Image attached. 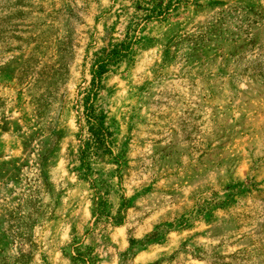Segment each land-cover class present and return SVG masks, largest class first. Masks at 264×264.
Wrapping results in <instances>:
<instances>
[{"label": "rangeland", "instance_id": "rangeland-1", "mask_svg": "<svg viewBox=\"0 0 264 264\" xmlns=\"http://www.w3.org/2000/svg\"><path fill=\"white\" fill-rule=\"evenodd\" d=\"M136 1L0 0V264H264V0ZM124 40L95 225L78 101Z\"/></svg>", "mask_w": 264, "mask_h": 264}, {"label": "trees", "instance_id": "trees-1", "mask_svg": "<svg viewBox=\"0 0 264 264\" xmlns=\"http://www.w3.org/2000/svg\"><path fill=\"white\" fill-rule=\"evenodd\" d=\"M137 11L141 12L142 21L162 22L170 13L178 7L179 0H137ZM132 41L124 40L118 45L108 46L99 60L94 62L91 71L90 83L80 92L79 106L83 118V135H79V174L91 184L93 189L92 216L97 225L104 216L107 200L91 180V162L105 156L113 155V132L107 123L105 113L97 106V100L102 89V78L107 73L110 66L119 64L129 53ZM114 223L119 224L122 216L114 218ZM106 221H109L106 218ZM73 260L80 264H89L91 259L88 254L83 253L79 248Z\"/></svg>", "mask_w": 264, "mask_h": 264}]
</instances>
